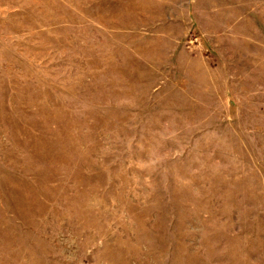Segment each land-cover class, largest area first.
Masks as SVG:
<instances>
[{
	"label": "rangeland",
	"instance_id": "1",
	"mask_svg": "<svg viewBox=\"0 0 264 264\" xmlns=\"http://www.w3.org/2000/svg\"><path fill=\"white\" fill-rule=\"evenodd\" d=\"M0 264H264V0H0Z\"/></svg>",
	"mask_w": 264,
	"mask_h": 264
}]
</instances>
